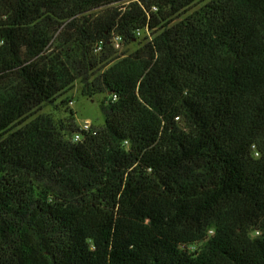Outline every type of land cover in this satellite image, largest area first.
<instances>
[{
    "label": "trees",
    "instance_id": "16d2710c",
    "mask_svg": "<svg viewBox=\"0 0 264 264\" xmlns=\"http://www.w3.org/2000/svg\"><path fill=\"white\" fill-rule=\"evenodd\" d=\"M0 264H264V0H0Z\"/></svg>",
    "mask_w": 264,
    "mask_h": 264
},
{
    "label": "rangeland",
    "instance_id": "374dc122",
    "mask_svg": "<svg viewBox=\"0 0 264 264\" xmlns=\"http://www.w3.org/2000/svg\"><path fill=\"white\" fill-rule=\"evenodd\" d=\"M139 36L143 35L142 32H138ZM148 35V31L145 32ZM137 44H131L129 46L119 45L117 53H121L124 50L132 51L135 49ZM102 95H95L91 98H86L80 94V84L76 82L70 89L64 94L58 96V98L50 103L44 104L39 113L48 115L53 121H64L68 120L73 123V128L77 125H81L85 120L96 127H101L103 122V116L99 109V100ZM69 134L67 135V137ZM197 246H200L198 244Z\"/></svg>",
    "mask_w": 264,
    "mask_h": 264
},
{
    "label": "built area",
    "instance_id": "2783aa9c",
    "mask_svg": "<svg viewBox=\"0 0 264 264\" xmlns=\"http://www.w3.org/2000/svg\"><path fill=\"white\" fill-rule=\"evenodd\" d=\"M113 44L114 47L117 48L120 44V37L117 35L113 36ZM100 47L97 46L96 50H98ZM83 133H95V130L92 127V124L90 123V121L85 120L84 122L81 123V125L78 126V130L73 134L72 138L74 141H77L81 138V136L83 135Z\"/></svg>",
    "mask_w": 264,
    "mask_h": 264
}]
</instances>
